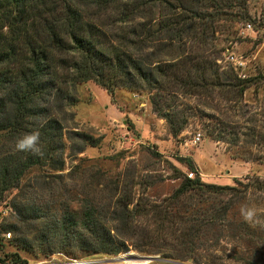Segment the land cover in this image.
Here are the masks:
<instances>
[{
  "label": "trees",
  "instance_id": "trees-1",
  "mask_svg": "<svg viewBox=\"0 0 264 264\" xmlns=\"http://www.w3.org/2000/svg\"><path fill=\"white\" fill-rule=\"evenodd\" d=\"M250 21L249 0H0V206L15 198L0 225V264L23 262L18 251L35 249L106 257L133 249L179 264H264V227L240 214L247 205L264 220L260 176L220 186L183 175L160 202H136L131 185L121 192L117 181L106 205L94 195L66 201L64 192L42 193L74 180L80 167L65 174L67 160L96 145L74 127L82 84L110 95L147 94L174 137L192 109H180L181 99L233 101L250 88L264 94V73L241 80L230 69L228 83L219 64L217 35L236 36L235 27ZM248 122L255 127L212 136L263 163L264 113ZM32 131L40 133L43 155L15 150Z\"/></svg>",
  "mask_w": 264,
  "mask_h": 264
},
{
  "label": "rangeland",
  "instance_id": "rangeland-1",
  "mask_svg": "<svg viewBox=\"0 0 264 264\" xmlns=\"http://www.w3.org/2000/svg\"><path fill=\"white\" fill-rule=\"evenodd\" d=\"M263 4L264 0H249L253 22ZM244 24L235 27L238 31L236 36L217 35L218 49L223 50L219 64L225 80L228 79L230 69L234 71L226 62L228 49L244 56L247 63L245 74L248 78L264 73V38L260 36L255 41L242 36ZM230 82L228 79V83ZM76 96L79 102L73 109L76 115L75 125L73 124L75 130L92 137L96 145L88 147L79 155V160H67L65 174L80 167L78 176L74 180L68 176L63 184L47 190L46 194L43 191L45 197L64 192V200L67 201L82 194L94 195L101 205H106L107 196L111 194L109 189L113 186V181H117L121 192L131 189L136 202L139 199L144 202H160L179 188L183 175L188 177L193 174L192 179L200 177L204 183L220 186H232L235 180H243L247 176L264 178V162H254L253 156L244 153L241 148L224 140L218 142L217 137L212 136L218 135L221 129L226 130V127H255L248 121L253 114L257 113L261 118L264 113V105L259 103L264 101V94L258 93L255 88L248 89L243 96L236 98L237 101L181 99L180 109H192L186 111L189 115L188 124L177 137L172 135L168 123L154 112L151 98L147 94L119 89L110 95L94 82H88L77 88ZM198 136H201L200 142L195 144ZM77 143L82 146L80 141ZM126 185L131 186L127 188ZM14 201L12 196L0 206V225L10 213ZM6 235V240L14 238V235L10 239ZM6 252H17V248L9 247ZM18 253L21 261L31 264L53 259H80L92 264H125L116 261L125 254L118 257L84 256L68 250L44 256L38 249L32 253ZM128 253L142 255L133 249Z\"/></svg>",
  "mask_w": 264,
  "mask_h": 264
},
{
  "label": "built area",
  "instance_id": "built-area-1",
  "mask_svg": "<svg viewBox=\"0 0 264 264\" xmlns=\"http://www.w3.org/2000/svg\"><path fill=\"white\" fill-rule=\"evenodd\" d=\"M255 18V17H254ZM241 35L245 38H252L253 40L257 41L260 39V36L264 38V4L261 8V12L258 13V17L253 21L247 22L244 24ZM226 62L229 63L236 74L238 75L239 79L246 80L248 76L245 74V70L247 67L246 59L242 55H237L234 52H230L228 49V55L226 56ZM201 136H198L195 140V144L200 142ZM190 179L193 178V174L188 175ZM7 238H11V234L6 235ZM6 264H31L27 262H20V263H6ZM36 264H92L90 261L80 260V259H65L64 261H57L55 259L50 261L39 262Z\"/></svg>",
  "mask_w": 264,
  "mask_h": 264
},
{
  "label": "clouds",
  "instance_id": "clouds-1",
  "mask_svg": "<svg viewBox=\"0 0 264 264\" xmlns=\"http://www.w3.org/2000/svg\"><path fill=\"white\" fill-rule=\"evenodd\" d=\"M15 150L18 152L31 153L33 155H43L40 146V133L39 131H32L23 134L15 141ZM240 214L243 220L253 227H264V220L260 219L257 209L250 206H242Z\"/></svg>",
  "mask_w": 264,
  "mask_h": 264
},
{
  "label": "water",
  "instance_id": "water-1",
  "mask_svg": "<svg viewBox=\"0 0 264 264\" xmlns=\"http://www.w3.org/2000/svg\"><path fill=\"white\" fill-rule=\"evenodd\" d=\"M130 253H127L123 256H121L116 261L123 262L125 264H154V263H166V260L161 259L159 256H144L135 254L129 255ZM179 264V263H175Z\"/></svg>",
  "mask_w": 264,
  "mask_h": 264
},
{
  "label": "bare ground",
  "instance_id": "bare-ground-1",
  "mask_svg": "<svg viewBox=\"0 0 264 264\" xmlns=\"http://www.w3.org/2000/svg\"><path fill=\"white\" fill-rule=\"evenodd\" d=\"M129 255H134V253H130Z\"/></svg>",
  "mask_w": 264,
  "mask_h": 264
}]
</instances>
